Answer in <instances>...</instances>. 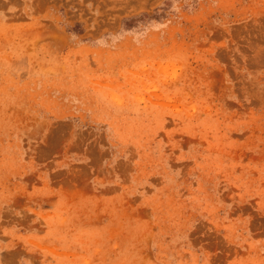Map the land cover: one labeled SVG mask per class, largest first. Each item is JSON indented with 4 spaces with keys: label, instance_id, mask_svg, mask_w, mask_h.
Returning a JSON list of instances; mask_svg holds the SVG:
<instances>
[{
    "label": "rangeland",
    "instance_id": "1",
    "mask_svg": "<svg viewBox=\"0 0 264 264\" xmlns=\"http://www.w3.org/2000/svg\"><path fill=\"white\" fill-rule=\"evenodd\" d=\"M0 264H264V0H0Z\"/></svg>",
    "mask_w": 264,
    "mask_h": 264
}]
</instances>
